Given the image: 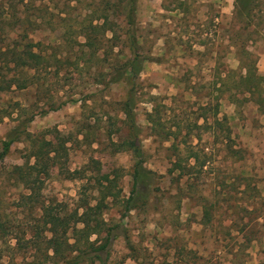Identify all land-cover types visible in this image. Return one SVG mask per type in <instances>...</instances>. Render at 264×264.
<instances>
[{
    "label": "rangeland",
    "instance_id": "rangeland-1",
    "mask_svg": "<svg viewBox=\"0 0 264 264\" xmlns=\"http://www.w3.org/2000/svg\"><path fill=\"white\" fill-rule=\"evenodd\" d=\"M16 3L23 17L7 26L12 37L26 29L35 42L61 43L57 49L69 60L53 62L42 89L0 92V141L24 119L19 131L49 140L60 131L69 141L68 156L40 176L32 202L25 199L31 189L14 172L31 150L25 133L0 160V264H39L42 252L35 255L32 243L51 236L45 208L64 215L80 199L95 204L104 175L117 183L102 218L122 223L109 264H264V81L250 93L241 79L243 62L253 65L255 58L264 77V0L249 18L237 14V0H140L138 35L149 60L134 92V120L153 172L129 211L135 159L113 142L129 135L122 107L131 85H106L103 50L83 64L89 53L82 56L74 42L83 37L74 33L62 42L66 25L77 30L89 7L69 0ZM65 101L56 109L48 104ZM16 102L23 110L14 109Z\"/></svg>",
    "mask_w": 264,
    "mask_h": 264
},
{
    "label": "trees",
    "instance_id": "trees-1",
    "mask_svg": "<svg viewBox=\"0 0 264 264\" xmlns=\"http://www.w3.org/2000/svg\"><path fill=\"white\" fill-rule=\"evenodd\" d=\"M73 1L77 4L86 2L89 10L85 17L78 22L77 30H72V24L66 25L65 32L62 34L64 39L62 42L66 43L65 39H70L68 36L74 33L77 38L83 37L84 42L74 40L76 44L80 45L82 56L89 53L90 59L86 61L85 57H82V63L91 61L100 50H103L102 61L108 62V71L102 73L105 78H108L106 85L120 81H125L131 85L122 107L123 112L130 120L129 135L122 143L113 142L118 150H120L119 148L131 150L135 159L131 194L125 200V209L129 211L136 207V202L139 200L138 195L143 193V189L147 186L146 180L153 172L145 167L143 149L138 139V125L134 120L136 99L134 92L139 85L138 79L144 68V63L149 60V57L141 53L138 35L140 0H90L89 3H87L88 0H69V2ZM257 2L258 0H237V14L244 18L251 17ZM18 6L16 0H0V92L25 90L31 86L42 89L45 86V74L54 66L53 62L58 65L69 60L67 52L57 49L61 48V43L54 46L35 42L30 39L26 29L17 36L18 38L12 37L7 26L12 24V21L16 24L22 20L23 15L18 12ZM62 20L65 21L66 18L62 17ZM108 33L111 35H107ZM121 45L129 49V54H125L121 50L115 53V48H119ZM85 49L89 52H86ZM244 52L249 57L252 55L251 52ZM120 56L123 58L121 59ZM252 61L253 65L247 61L243 62L247 73L244 76L241 75V79L249 81L251 86L248 91L255 93L264 81V77L257 73V65L254 64L256 58ZM98 75L94 80L100 83L102 81L99 80ZM71 100L76 101V99ZM259 102L264 110V99H260ZM65 103L66 101L57 106L55 102L48 104H50L51 109H56ZM14 105L17 106L14 108L15 110H23L19 102L14 103ZM7 114L11 115V113ZM26 122V119L20 121L6 137L1 139L0 160L6 157L11 146L20 141L25 133L26 138L30 139L31 150L27 155L26 163L16 165L14 172L20 181L31 189L32 193L27 195L25 199L32 202L34 198L37 200L35 192L39 187H35V185L40 176L48 175L51 162L63 163L62 158L68 156L67 143L69 137L57 131L53 139L49 140L46 137L33 136L26 128L19 131L21 125L27 126ZM32 159L34 160L33 163H31ZM176 166L181 165L176 164ZM103 179L107 183L99 181L101 197L96 200L95 204L91 203L89 197L80 199L78 205L64 215L54 214L49 208H45L43 222L51 236L49 238L40 237L41 239L32 243V248L36 250L35 255L42 252L41 264L49 262L52 264H109L111 249L114 241L121 234L122 223L116 222L108 225L102 218L104 208L107 206L106 199L111 195L115 196L112 189L117 183V178L112 179L109 175H104ZM80 209L83 211L80 212ZM207 210L206 217L208 221H211V212L209 209ZM78 225H82V227H78ZM70 231L74 233L73 241L69 236ZM93 235L97 237L92 240ZM128 244L133 250L129 240Z\"/></svg>",
    "mask_w": 264,
    "mask_h": 264
}]
</instances>
